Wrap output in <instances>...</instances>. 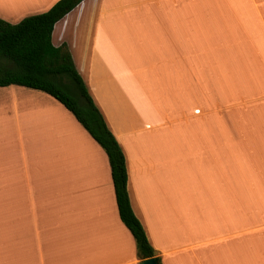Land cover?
Returning <instances> with one entry per match:
<instances>
[{
	"label": "crops",
	"instance_id": "crops-1",
	"mask_svg": "<svg viewBox=\"0 0 264 264\" xmlns=\"http://www.w3.org/2000/svg\"><path fill=\"white\" fill-rule=\"evenodd\" d=\"M56 1L0 0V18ZM51 39L123 150L160 264H264V0H82ZM0 264H141L104 149L19 84L0 86Z\"/></svg>",
	"mask_w": 264,
	"mask_h": 264
},
{
	"label": "trees",
	"instance_id": "trees-1",
	"mask_svg": "<svg viewBox=\"0 0 264 264\" xmlns=\"http://www.w3.org/2000/svg\"><path fill=\"white\" fill-rule=\"evenodd\" d=\"M81 1L57 0L46 11L16 23L0 18V86L19 84L52 95L104 149L119 217L132 233L142 260L157 255L131 207L123 150L78 72L67 44L56 46L51 39L54 24Z\"/></svg>",
	"mask_w": 264,
	"mask_h": 264
},
{
	"label": "water",
	"instance_id": "water-1",
	"mask_svg": "<svg viewBox=\"0 0 264 264\" xmlns=\"http://www.w3.org/2000/svg\"><path fill=\"white\" fill-rule=\"evenodd\" d=\"M141 264H160V261L158 256H153L142 259Z\"/></svg>",
	"mask_w": 264,
	"mask_h": 264
},
{
	"label": "rangeland",
	"instance_id": "rangeland-1",
	"mask_svg": "<svg viewBox=\"0 0 264 264\" xmlns=\"http://www.w3.org/2000/svg\"><path fill=\"white\" fill-rule=\"evenodd\" d=\"M110 38H111L110 39L111 42H115L116 43L118 36L117 35H111ZM111 69H114V68L111 67ZM2 126H4V125H2Z\"/></svg>",
	"mask_w": 264,
	"mask_h": 264
}]
</instances>
